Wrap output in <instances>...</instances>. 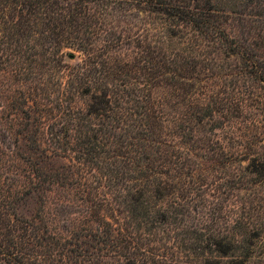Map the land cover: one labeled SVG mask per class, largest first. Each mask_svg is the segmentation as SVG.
Listing matches in <instances>:
<instances>
[{"label": "rangeland", "instance_id": "1", "mask_svg": "<svg viewBox=\"0 0 264 264\" xmlns=\"http://www.w3.org/2000/svg\"><path fill=\"white\" fill-rule=\"evenodd\" d=\"M6 12L33 25L40 61L11 71L0 56V80L17 88L27 73L31 86L41 77L84 112L89 97L75 79L87 82L80 91L104 78L127 83L138 92L133 109L163 122L141 136H162L177 154L165 159L175 179L158 189L134 182L135 172L116 182L106 157L115 145L81 165L49 152V174L67 166L77 182L22 190L10 203L16 215L32 217L48 195L46 214L71 242L73 264H264V84L248 61L261 54L264 0H0L1 22Z\"/></svg>", "mask_w": 264, "mask_h": 264}, {"label": "trees", "instance_id": "2", "mask_svg": "<svg viewBox=\"0 0 264 264\" xmlns=\"http://www.w3.org/2000/svg\"><path fill=\"white\" fill-rule=\"evenodd\" d=\"M30 13H35V9ZM10 16V12H6L2 16L4 20H0L3 36L0 56L5 62L8 60L13 67L11 71H27L30 69L28 59L40 61L35 47L29 46L33 25L10 22L7 20ZM260 47L258 60L248 58V61L253 68L251 75L264 84V41ZM28 74L21 79L26 84L17 88L8 86L3 76L0 80V264H73L71 242L46 214L48 195L41 196L40 206L30 218L16 215L10 204L22 190L42 189L43 186L37 185L40 182H77L76 178L68 176L67 166L61 171L52 168L49 174L42 164L49 152L74 158L81 165L84 157L93 155L92 159L96 161L97 155L107 151L106 145H112L110 148L115 145L106 157L111 160L107 162L108 166H113L112 169L109 167L114 172L112 176L118 177L116 182H127V173L135 172L142 177L132 176L134 182H151V185L157 182L158 189L159 182H166V176L175 179L171 170L165 169V159L177 154L174 150H163L162 146L167 144L162 136H141L143 130L161 132L163 122L144 120L147 107L133 109L138 92L127 83L114 86L104 78L101 88L92 91L88 87L80 91L79 85L87 82L75 79L77 92L89 97V107L84 112L69 107L76 98L66 95L67 89H55L58 95L53 96L41 77L35 86H31L34 78H29ZM75 75L78 79L79 71ZM133 110L139 118H131ZM5 132L11 133L8 139ZM133 139L142 140L141 150L132 149L136 145ZM172 171L176 168L172 167ZM78 176L81 182L83 177ZM128 264H136V261Z\"/></svg>", "mask_w": 264, "mask_h": 264}]
</instances>
